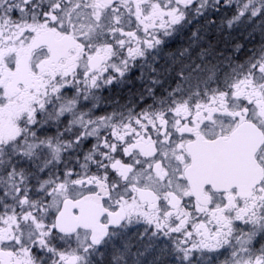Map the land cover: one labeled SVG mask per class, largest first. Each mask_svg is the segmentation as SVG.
I'll return each instance as SVG.
<instances>
[{
  "label": "snow or ice",
  "instance_id": "snow-or-ice-1",
  "mask_svg": "<svg viewBox=\"0 0 264 264\" xmlns=\"http://www.w3.org/2000/svg\"><path fill=\"white\" fill-rule=\"evenodd\" d=\"M0 264H264V0H0Z\"/></svg>",
  "mask_w": 264,
  "mask_h": 264
}]
</instances>
